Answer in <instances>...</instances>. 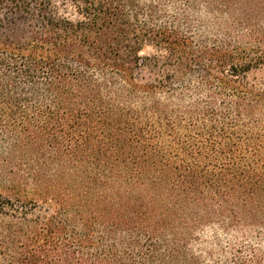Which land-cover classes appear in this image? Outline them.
Instances as JSON below:
<instances>
[{
	"label": "trees",
	"instance_id": "1",
	"mask_svg": "<svg viewBox=\"0 0 264 264\" xmlns=\"http://www.w3.org/2000/svg\"><path fill=\"white\" fill-rule=\"evenodd\" d=\"M69 2L0 0V264H201L264 226V0Z\"/></svg>",
	"mask_w": 264,
	"mask_h": 264
},
{
	"label": "rangeland",
	"instance_id": "2",
	"mask_svg": "<svg viewBox=\"0 0 264 264\" xmlns=\"http://www.w3.org/2000/svg\"><path fill=\"white\" fill-rule=\"evenodd\" d=\"M52 4L59 15L75 19L76 14L69 0H52ZM167 6L169 13L174 14L176 12L177 6L175 4L169 3ZM198 21L197 15L192 16L190 29L187 30L192 37L193 50L197 51L202 43L208 46L218 45L221 41L220 34L203 28ZM183 28L186 31V28ZM142 55H154V49L146 47ZM191 71L186 79L193 92V97H195L194 94L199 85V71L197 68H193ZM143 77V81H150L147 74H144ZM253 77L248 82L261 81L264 85V72L255 73ZM0 193L11 194L6 192L5 184L2 182H0ZM199 238V241H195L191 245V249L199 257L201 264H264V226L248 230L241 229L233 233L204 229Z\"/></svg>",
	"mask_w": 264,
	"mask_h": 264
}]
</instances>
